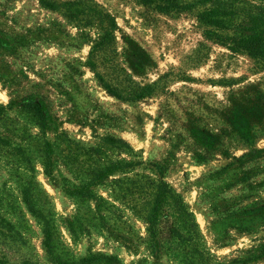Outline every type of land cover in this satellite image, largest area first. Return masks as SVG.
Listing matches in <instances>:
<instances>
[{
    "label": "rangeland",
    "instance_id": "obj_1",
    "mask_svg": "<svg viewBox=\"0 0 264 264\" xmlns=\"http://www.w3.org/2000/svg\"><path fill=\"white\" fill-rule=\"evenodd\" d=\"M49 1L73 4L76 19L38 0H0V257L264 264V52L239 43L264 37L252 18L264 0H227L225 30L198 21L214 0ZM101 14L115 23L102 58L115 77L154 84L150 95L117 99L87 67L107 28ZM28 102L42 107L44 126ZM157 183L174 200L151 227ZM86 188L93 198L70 193Z\"/></svg>",
    "mask_w": 264,
    "mask_h": 264
},
{
    "label": "trees",
    "instance_id": "obj_2",
    "mask_svg": "<svg viewBox=\"0 0 264 264\" xmlns=\"http://www.w3.org/2000/svg\"><path fill=\"white\" fill-rule=\"evenodd\" d=\"M227 0H214L210 6L211 8H207L202 10L198 16V21L203 24H206L215 30H225L227 28V6L224 4ZM38 3L41 7L48 10H57L62 11V15L68 20H75L76 13L74 8L71 7L73 4H62L61 6H56L51 3L49 0H38ZM84 3L83 0H76L75 4ZM207 0H202L200 4L205 5ZM253 23L257 26L263 27L264 29V14H258L253 16ZM99 22H104L107 26L104 29L98 42L95 43L91 50L88 52L87 56V67L93 72V75L100 86L107 92V94L122 100H138L142 99L148 95H150L154 89V84H145L143 86L135 84L127 74H122L121 76L115 77L113 70L115 68V63L112 59H105L103 57V53L107 52L110 55L112 52V44H113V31L115 29V23L113 18L107 15H98L97 17ZM241 48L251 55H259L264 52V37L260 33H252L251 35L245 36L240 40ZM24 109L31 112L37 120H40L41 125L43 124V115H42V107H40L36 103L28 102L23 105ZM1 109V108H0ZM42 127V126H41ZM49 164V158L46 159L45 163V171L47 170ZM113 171V165H108L102 168H97L92 172V180L91 182L99 183L105 178H107ZM71 194L84 196L88 198H93V194L90 189H81V190H73L70 192ZM152 204L145 216V221L149 224V226H153L156 221L157 212L161 205L168 201L174 200V197L170 195V192L167 186L164 183H157L154 185V192L151 195ZM25 205L27 206L29 212L34 213L29 202L25 199ZM44 241L43 247L47 256H49L55 263L54 256L51 253V248L49 244V230L47 227L44 228L43 231ZM95 257L89 256L88 259H82V263L89 262ZM58 263V262H57ZM0 264H8L7 259L4 256L0 257Z\"/></svg>",
    "mask_w": 264,
    "mask_h": 264
}]
</instances>
